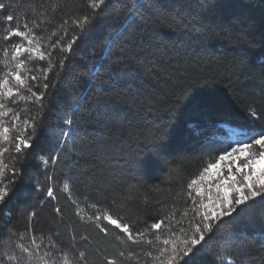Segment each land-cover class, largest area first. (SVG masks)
Wrapping results in <instances>:
<instances>
[{"label": "snow or ice", "instance_id": "snow-or-ice-1", "mask_svg": "<svg viewBox=\"0 0 264 264\" xmlns=\"http://www.w3.org/2000/svg\"><path fill=\"white\" fill-rule=\"evenodd\" d=\"M27 3L28 9L20 16L17 0H0V218L11 219L18 200L33 190L49 198L59 190L66 194L80 224L94 226L105 237L114 229L116 247L104 256L86 248L74 250L58 237L38 235L34 227L38 214L28 211L33 226L24 234L10 230L5 236L0 231L4 242L0 264H254L240 232L233 227L220 234L222 225L244 223L257 205L264 212V109L255 107L254 102L245 122L236 125L243 129L233 133L237 138L209 154L210 162L184 183L183 211L178 212L173 203L168 212L158 207L152 213L154 218L132 222L119 211L96 210L88 192L82 191L71 175L62 178L59 189L52 186L53 175H44L49 165L58 164L60 152L70 143L77 144L82 122L108 127L144 102L139 72L167 42L159 29H174L183 38L172 42L178 66L190 48L217 61L228 55L229 49H217L213 43L221 35L214 18L226 5L220 0ZM70 4L83 7L70 8ZM232 22L247 26L242 15H234ZM100 24L106 26L101 52L94 56L91 68L85 65V72L72 71L68 67L71 54L88 43ZM223 34L230 44L239 39L232 33ZM163 51L167 53V47ZM65 88L70 91L62 95ZM184 100L185 108L196 116L205 115L215 103L211 97L188 98L187 89L174 103ZM44 140L50 145L54 142V152L40 148ZM167 148L161 137L153 155L162 156ZM29 163L36 174L25 181ZM153 191L146 189L140 198L146 207ZM55 211L59 214L62 210ZM81 240L89 242L87 236ZM260 248L264 251V243Z\"/></svg>", "mask_w": 264, "mask_h": 264}, {"label": "trees", "instance_id": "trees-1", "mask_svg": "<svg viewBox=\"0 0 264 264\" xmlns=\"http://www.w3.org/2000/svg\"><path fill=\"white\" fill-rule=\"evenodd\" d=\"M168 0H163L167 3ZM226 5L214 18V26L221 35L213 41L217 49H229L228 55L217 61L208 56L197 55L192 48L179 61L173 59L177 49L172 42L183 39L171 28H161L167 36L162 50L150 56L139 76L143 79V103L129 115L114 120L108 127H96L82 122L80 139L73 146L59 153V162L49 165L44 175L56 179L52 186L59 189L62 178L71 175L73 181L88 192L90 202L103 212L110 209L113 214L121 212L126 219L135 222L154 218L152 213L158 207L170 211L168 205L175 203L176 210L183 211V185L208 160L209 154L217 153L237 137L231 136L229 127L244 123L250 105L264 109V0H220ZM21 6L20 16L27 10V0H17ZM120 7V5H116ZM70 8L83 4H70ZM234 15L247 19V26L241 28L232 22ZM106 26L100 24L94 30L87 44L81 45L71 54L68 67L77 73L91 68L94 56L101 52L100 40ZM239 37L230 44L223 33ZM167 47V53L163 48ZM195 48V45H193ZM181 51H183L181 49ZM187 89L188 98L211 97L215 103L203 116H196L185 108L186 100L175 104L176 96ZM69 89L65 88L63 94ZM151 101L149 103L148 101ZM56 105L54 104L53 110ZM187 121V123H186ZM196 128H190V125ZM200 135V139L196 138ZM161 137L167 141L164 155H153L154 146ZM217 141L222 143H216ZM41 149L53 151L54 142H41ZM25 181L35 175L31 163L26 169ZM44 175L39 179L44 180ZM154 189L146 207L141 202L146 189ZM181 193L177 195V193ZM60 208L61 213L55 211ZM261 206L239 225H222L220 234L235 228L244 237L249 255L254 264H264V212ZM35 211L34 227L38 235L58 237L74 250L88 249L89 253L110 255L116 247L114 229L105 237L94 226L80 224L74 216V208L66 194L57 190L54 198L42 191H31L27 197L18 200L11 219L0 218V231L5 236L9 231L24 234L33 226L26 214ZM88 237V243L81 240ZM20 242V241H18ZM4 242L0 241V245ZM235 249L232 254L235 255ZM96 264H100L97 261Z\"/></svg>", "mask_w": 264, "mask_h": 264}, {"label": "bare ground", "instance_id": "bare-ground-1", "mask_svg": "<svg viewBox=\"0 0 264 264\" xmlns=\"http://www.w3.org/2000/svg\"><path fill=\"white\" fill-rule=\"evenodd\" d=\"M228 130H229V131H231V132H234V131H236V129H235V128H233V127H229V128H228Z\"/></svg>", "mask_w": 264, "mask_h": 264}, {"label": "rangeland", "instance_id": "rangeland-1", "mask_svg": "<svg viewBox=\"0 0 264 264\" xmlns=\"http://www.w3.org/2000/svg\"><path fill=\"white\" fill-rule=\"evenodd\" d=\"M234 132H237V133H239V132H241V131H239L238 129H236V131H234Z\"/></svg>", "mask_w": 264, "mask_h": 264}]
</instances>
